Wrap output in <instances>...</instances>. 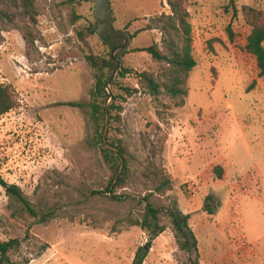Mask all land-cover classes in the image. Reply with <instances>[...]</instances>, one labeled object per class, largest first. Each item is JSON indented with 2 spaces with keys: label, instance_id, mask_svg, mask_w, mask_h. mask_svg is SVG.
I'll return each instance as SVG.
<instances>
[{
  "label": "rangeland",
  "instance_id": "1",
  "mask_svg": "<svg viewBox=\"0 0 264 264\" xmlns=\"http://www.w3.org/2000/svg\"><path fill=\"white\" fill-rule=\"evenodd\" d=\"M30 1L32 12L26 0H0V84L19 100L0 117V175L37 213L0 186V240L18 242L12 264H133L150 242L131 223L143 220L148 196L162 209L166 230L144 264L196 258L180 248L170 210L190 215L199 264H264V78L246 50L252 28L242 11L264 12V0L188 2L197 65L183 98L164 88L153 95L136 76L146 72L163 85L167 64L137 50L157 45L168 54L170 36L181 46L156 21L171 15L168 1L111 0L115 28L131 34L114 53L120 68L115 73L113 63L105 103L122 106L120 124H110L109 115L106 136L128 151L130 179L118 200L95 194L105 192L111 174L90 146L89 109L71 106L92 100L96 79L87 56H113L105 36L92 30L94 3ZM123 69L133 73L123 78ZM124 87L137 91L116 101ZM155 170L172 182L164 195L155 192Z\"/></svg>",
  "mask_w": 264,
  "mask_h": 264
},
{
  "label": "trees",
  "instance_id": "2",
  "mask_svg": "<svg viewBox=\"0 0 264 264\" xmlns=\"http://www.w3.org/2000/svg\"><path fill=\"white\" fill-rule=\"evenodd\" d=\"M171 9V15L162 14L156 18L158 24L162 25V29L167 33H174L175 37L181 41V46L176 45L171 38L168 40L169 53H163L157 45L145 49H139L138 52L149 53L154 60L164 62L168 66L167 73L164 74L166 81L162 85L149 73L143 72L136 74L140 83L148 88L153 95H159L161 89L164 88L172 97H185L187 95L186 78L196 67L197 63L192 54V28L190 24V13L187 4L190 0H167ZM27 8L32 12V3L26 0ZM247 23L252 28V32L248 38L246 50L248 53L256 58L257 66L260 72V77L264 78V12L252 7H244L242 9ZM150 29V28H148ZM90 34L91 28L88 29ZM140 32H136L132 39ZM171 34V33H170ZM108 45L112 44L109 35L105 36ZM117 47H115L116 49ZM111 55V54H110ZM87 62L95 72V87L92 91V100L88 105L71 104L72 107H86L89 109V116L94 130L93 142L91 147L99 148L104 163L106 164L111 178L105 192H95L98 194H110L109 199L118 200L121 196L116 195V192L126 188L130 179V168L127 159L128 151L122 140L111 142L107 138L104 142V132L106 128V111L110 115V124L114 121L116 124L121 123L122 106L114 105L111 108H106L105 103L108 99L107 85L111 80V72L114 70V59L110 56L102 57L91 54L87 56ZM133 70L123 69L122 77L131 75ZM136 89L128 87L122 88L124 95L115 96L118 99L126 100L136 93ZM19 100L16 92L11 86L0 84V117L17 109ZM115 113V114H113ZM109 145V147H107ZM156 181L159 185L155 192L164 195L167 191L172 189V182L164 174L163 170H155L153 172ZM0 186L5 189L6 193L18 198L32 214L37 213L33 210L31 203L26 199L23 192L16 185L8 184L0 175ZM208 201L211 198H207ZM145 214L142 221H131L133 226H140L149 234V241L145 246L138 249L133 264H144L152 248L151 242L157 239L165 232L166 227L160 225V215L163 213L162 209L153 203L150 196L145 198ZM205 211L210 215L213 210L206 206ZM167 213L172 219V223L177 231L178 237L181 238L180 248L188 253L194 252L196 258L190 260L191 264H199V248L198 241L189 227L190 215H183L180 212L168 211ZM18 247L16 240L4 242L0 240V264H12L9 253ZM30 262L27 261L26 264Z\"/></svg>",
  "mask_w": 264,
  "mask_h": 264
},
{
  "label": "water",
  "instance_id": "3",
  "mask_svg": "<svg viewBox=\"0 0 264 264\" xmlns=\"http://www.w3.org/2000/svg\"><path fill=\"white\" fill-rule=\"evenodd\" d=\"M94 3L93 9H94V16H95V23L93 26V31L98 32L100 37H104L106 35L110 36V39L112 40V44L110 45L111 50L113 51V59L114 62L117 63L115 73L119 70L120 64L119 61H117L114 58V53L117 49H125L126 46L130 44L129 38H130V32L123 31V30H117L114 26V23L116 21L114 15H113V8L111 4V0H90ZM115 47H117L115 49ZM120 57L122 58L123 55L120 53ZM115 75V74H114ZM114 75L112 76L109 84L107 85V91L109 90L110 84L112 80L114 79ZM109 96L111 97V93H109ZM108 109V107H107ZM108 125H109V114L108 110L106 111V129L104 134V142L106 143V136L108 132ZM107 147H109L107 145Z\"/></svg>",
  "mask_w": 264,
  "mask_h": 264
}]
</instances>
